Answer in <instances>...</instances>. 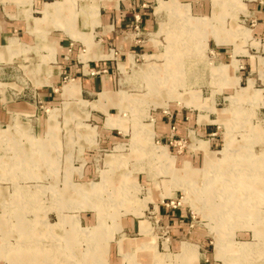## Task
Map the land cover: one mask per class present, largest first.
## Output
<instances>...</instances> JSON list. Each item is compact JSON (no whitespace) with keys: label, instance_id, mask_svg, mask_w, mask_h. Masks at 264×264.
<instances>
[{"label":"rangeland","instance_id":"374dc122","mask_svg":"<svg viewBox=\"0 0 264 264\" xmlns=\"http://www.w3.org/2000/svg\"><path fill=\"white\" fill-rule=\"evenodd\" d=\"M45 1L0 0L29 102L1 107L0 264H264V0L53 1L31 31ZM55 39L79 68L99 41L79 72L115 92L61 94Z\"/></svg>","mask_w":264,"mask_h":264},{"label":"crops","instance_id":"0c3cea01","mask_svg":"<svg viewBox=\"0 0 264 264\" xmlns=\"http://www.w3.org/2000/svg\"><path fill=\"white\" fill-rule=\"evenodd\" d=\"M53 1H65V0H51V1H45L40 9L42 15H34L32 14L31 12V17L30 16H26L27 17H30L32 18L34 24L33 26L30 27V30L31 31H37L38 29H41L43 32L45 31V34L47 32V30L50 28V27H53V24L49 21L47 23H44L42 25L39 26L38 28V25L36 24L35 20H34V17H41L43 16V12H42V9L45 5L46 2H53ZM114 6L116 8H119L118 7V2L117 0H115V3H114ZM61 9V7H57L55 9V11L59 12V10ZM54 12V11H53ZM53 12H50V10H48V7H46V10H45V13L46 15H50L51 13ZM65 15L68 16V11H65L64 12ZM124 19H128L129 17L128 16H124L123 17ZM120 19H121V16H120ZM101 20H99L100 22ZM99 22L97 24H99ZM105 28H108L110 29L111 28V24H105ZM63 31H65V29L62 28ZM105 30V29H104ZM107 30V29H106ZM66 32V31H65ZM42 33V32H41ZM12 37H10L8 39V44L10 43V39ZM16 38V37H15ZM79 40V39H78ZM56 41V53H55V56L59 57V59L62 61V64H60V69H59V73H58V76H57V79H56V83H61V94L63 93V87L66 83H68L70 81V79H73L76 83L79 84V87H80V90H79V93L80 91H83V90H86L88 92H97V94H99L100 91H103L105 89L109 90V91H112V92H115L113 90H111V86H112V82H111V79H110V76L109 75H105V74H102V76H83L79 70L84 66V69L87 68L89 65H92L95 61H97L98 59H101V58H106L107 55H109V52H106V49L103 48V45L98 42H95L92 44V46L88 47V45L86 44L87 46V51L85 52H81L80 53V57L85 53L87 55H89V57L87 58V60H83L82 58L81 59H78V62L79 61H84L83 65L79 68L77 66L76 63H71V62H66L65 60V57H66V54L68 53V46L66 44H63V42L59 39H55ZM7 44V45H8ZM27 44V43H25ZM29 45V44H28ZM68 54H71L70 52ZM74 55L78 56V52L77 50L74 51L73 53ZM9 58H10V52L8 51V55H7ZM4 59V54L3 52L0 51V61ZM70 71V74H74V73H77V75L75 77H71L69 79H64L63 77H66V76H62L61 74L64 73V72H68ZM1 71H0V119L2 118H5V113L4 111L1 109L2 105L4 103H7L9 101H12V96L9 92V90L7 89V87L4 86V81H2V75H1ZM64 80H66V82H63ZM65 83V84H64ZM76 83L74 84L73 82H71L69 84V86L67 87L66 89V93H69V92H73L74 89L76 88ZM64 94V93H63ZM79 94L75 95V96H78ZM79 98V96H78ZM13 104H15V106H19V107H26L28 108L29 106H27V101L25 100H22V101H12ZM6 141V144H8L9 142L7 140H4ZM44 142L40 140L38 146L34 147L33 149H35V151H25V148H20L19 144L16 146L17 148L20 149V155H23L24 157L28 158V159H23V165L27 166L28 168L26 169L28 172L30 171H34V166L36 165H33V160L31 159L32 157H30L34 152H36V154H40L42 157L44 156H47L46 153H45V148H44ZM30 157V158H29ZM32 160V161H31ZM31 167V168H30ZM198 264H203V261L202 260H198Z\"/></svg>","mask_w":264,"mask_h":264},{"label":"bare ground","instance_id":"6f19581e","mask_svg":"<svg viewBox=\"0 0 264 264\" xmlns=\"http://www.w3.org/2000/svg\"><path fill=\"white\" fill-rule=\"evenodd\" d=\"M73 83L75 84V82H73ZM24 249H25V246H24ZM248 250H249V249H247L246 247L239 249V251H240V252H243V253H248ZM40 251H43V252H44L45 250H44V249H42V250L40 249ZM34 252H36V250H33V253H34ZM37 253H38V251H37ZM49 258H50V257H49ZM46 259H48V258H46Z\"/></svg>","mask_w":264,"mask_h":264}]
</instances>
